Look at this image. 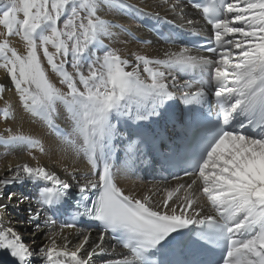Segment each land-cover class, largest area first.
Returning a JSON list of instances; mask_svg holds the SVG:
<instances>
[{
    "label": "snow or ice",
    "instance_id": "snow-or-ice-1",
    "mask_svg": "<svg viewBox=\"0 0 264 264\" xmlns=\"http://www.w3.org/2000/svg\"><path fill=\"white\" fill-rule=\"evenodd\" d=\"M164 4L183 21L164 23L181 36L184 24L195 25L189 8L208 34L189 32L194 43L161 33L183 46L150 58L110 46L130 28L103 18L106 9L162 19L130 0H0V70L10 85L0 81V116L14 120L19 106L55 149L86 161L85 171L65 165L62 176L34 155L46 152L41 139L0 133L5 151L24 148L37 161L0 175V250L14 264H264V0ZM137 163L190 182L126 192L119 175L139 171ZM29 182L34 200L9 191ZM72 199L75 211L58 223ZM26 203L27 222L49 230L37 249L5 217L9 205ZM85 221L95 234L78 226Z\"/></svg>",
    "mask_w": 264,
    "mask_h": 264
},
{
    "label": "bare ground",
    "instance_id": "bare-ground-1",
    "mask_svg": "<svg viewBox=\"0 0 264 264\" xmlns=\"http://www.w3.org/2000/svg\"><path fill=\"white\" fill-rule=\"evenodd\" d=\"M130 2L137 4L138 6L144 7L146 11L152 13H159L162 18L157 21L154 17L143 20V22L137 21L135 18L118 13H113L111 10H105L101 13L103 18L114 19L116 23H122L129 26L130 31L127 34H120L117 39L112 42L110 46L120 49L122 56H131L133 52L139 53L141 55L149 56L150 58H163L164 51L171 49L173 51L178 50L179 47L183 46L180 44L179 40L176 43H166L162 38L161 33L167 35L169 32L174 33L178 36L181 35V29L179 27H174L173 24H165L164 20L174 21L176 25L182 24L183 21L179 17L175 16L164 4V0H130ZM200 12L195 9H187V18L194 19L195 25L189 26L184 24L183 27V38L194 43H200L197 38L188 35L189 32L200 31L202 36L208 34V29L203 27V21L200 19ZM159 28V32L157 29ZM2 31V28H0ZM182 38V39H183ZM144 41H150V43H144ZM13 43L18 49L23 50V42L18 40V38H13ZM107 43V41H106ZM194 54H197L194 50ZM200 55H208L204 51H200ZM53 79H58L55 75H52ZM0 81H4L6 86H9V82L5 79L3 70H0ZM6 99L16 105V95L14 90L7 91L5 93ZM4 107V102L0 100V110ZM16 118L14 120L5 121L2 116H0V133H3L6 128H12L13 131L19 130L26 134H31L34 138L41 139L45 145L46 152L40 153L38 150L34 151V155L37 156L40 164L46 165L53 170L57 171L58 174L63 176L62 168L67 165L70 167L79 168L81 171L86 170V161L79 157L74 156L71 153L64 154L55 149V145L52 141V134L44 130V126L39 122L32 119L29 114L19 111V106L16 108ZM63 123V121H59ZM28 162L35 165L37 161L31 159L28 155V150L24 148H13L11 150L5 151L3 146H0V175L4 174L7 167L11 165H16L17 163ZM139 171L124 173L121 172L119 175V186L122 187L126 192H133L137 195L141 194H151L149 189L155 191L157 187L163 188L165 186L174 187L179 183L190 182V178L182 177V179H173L172 176L165 171L160 170L157 166L155 170L146 165L137 163ZM182 176V174H181ZM77 190L75 187L73 188ZM9 191H14L17 195L21 193L24 195L32 196L35 199V194L38 189L29 182L24 185L16 184L11 186ZM27 203L21 208H16L15 205H9L5 213V217L11 218L12 225L22 236L23 241L30 245L33 249H37L39 246H43L48 242V229H40L39 231L35 228L34 224L28 223L25 219L27 208ZM35 205L33 204V207ZM75 211V207L68 209V214L57 215L58 223L63 220L70 219V215ZM80 227H85L90 229L94 234L97 231L96 224L92 221H85L83 224L78 225ZM73 239H75L74 230H66ZM117 251H120L117 248ZM34 261L39 264V258L33 257ZM0 264H14V258L5 250H0ZM97 264H101L98 260Z\"/></svg>",
    "mask_w": 264,
    "mask_h": 264
}]
</instances>
